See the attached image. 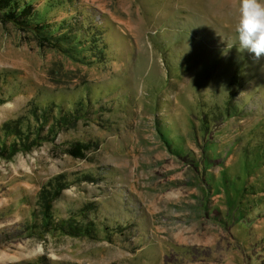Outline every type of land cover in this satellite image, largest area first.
Listing matches in <instances>:
<instances>
[{
	"label": "rangeland",
	"instance_id": "obj_1",
	"mask_svg": "<svg viewBox=\"0 0 264 264\" xmlns=\"http://www.w3.org/2000/svg\"><path fill=\"white\" fill-rule=\"evenodd\" d=\"M24 1L60 46L0 19V134L39 135L29 106L74 116L0 156V264H264V57L239 47L240 0ZM59 174L53 223L90 234L38 226Z\"/></svg>",
	"mask_w": 264,
	"mask_h": 264
},
{
	"label": "trees",
	"instance_id": "obj_2",
	"mask_svg": "<svg viewBox=\"0 0 264 264\" xmlns=\"http://www.w3.org/2000/svg\"><path fill=\"white\" fill-rule=\"evenodd\" d=\"M24 2V0H0V19L5 21L9 19L21 28L31 31L38 37L43 38L49 41L52 45L59 47L60 44L59 40L57 39L58 36L55 37L54 32H48V24L50 22H47L44 25V22L38 20L37 18H35V20L31 12L26 13L27 7L31 4H24ZM42 25L46 28L47 31L44 32V27H42V31H39ZM56 108H58L59 110L58 105L54 104V102H51L49 105L44 106H41L40 104L35 105L33 111L30 106L28 107V113H32V115H34V119H36L38 122V124L35 126V132L36 134L39 133V135L33 138H30L31 136L28 131L21 129L18 119L4 122L2 125L4 134H0V156H11L20 149L28 150L35 142L39 141L42 137L47 138L48 136H50V133H46L45 135L41 133V129L45 128L46 125L50 127V131L52 132L54 131L55 126L58 127L62 124H68L73 118L72 116H74V114H58L55 111ZM11 135L15 138L8 143L7 141L9 140V136ZM28 139H31L30 143ZM63 178V175L59 174L55 177V179L48 181L42 187L39 193V204H42L41 213L44 222H42V225L38 226L44 230H48V226H51V229L56 228L65 230V232H67L68 234H90L93 229L91 227V224L93 223L89 222L86 225H82L78 223L79 220L75 217L71 218L73 221L69 218L64 222L58 221L55 224L53 223V202L59 197L62 189L67 186V183L65 180H63ZM86 209H91V207L87 206ZM81 214H85V212H81Z\"/></svg>",
	"mask_w": 264,
	"mask_h": 264
},
{
	"label": "clouds",
	"instance_id": "obj_3",
	"mask_svg": "<svg viewBox=\"0 0 264 264\" xmlns=\"http://www.w3.org/2000/svg\"><path fill=\"white\" fill-rule=\"evenodd\" d=\"M235 32L241 49L257 60L264 57V0H240Z\"/></svg>",
	"mask_w": 264,
	"mask_h": 264
}]
</instances>
